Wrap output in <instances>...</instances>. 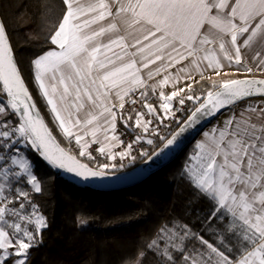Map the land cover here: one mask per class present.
<instances>
[{
  "label": "snow or ice",
  "instance_id": "obj_1",
  "mask_svg": "<svg viewBox=\"0 0 264 264\" xmlns=\"http://www.w3.org/2000/svg\"><path fill=\"white\" fill-rule=\"evenodd\" d=\"M62 6L46 40L50 47L37 52L31 66L79 158L59 146L37 110L0 21V264H29L30 249L43 243L48 227L32 199L42 182L28 153L82 182L103 183L125 159H166L221 110L264 95V79L218 83L202 68L206 62L219 77L222 60L242 65L241 49L264 36V0H62ZM258 57L264 70L259 52L252 59ZM185 61L210 81L206 93L194 94L191 83L187 91L165 93L166 85L193 79L179 67ZM155 77L161 78L149 84ZM157 89L159 111L148 102L149 90ZM126 103L146 111L126 113ZM144 142L151 155L140 147ZM95 143L107 162L89 151ZM177 171L192 192L189 208L200 201L207 207L196 209L191 222L174 217L156 227L146 243L156 264H264V106L248 105L203 131Z\"/></svg>",
  "mask_w": 264,
  "mask_h": 264
},
{
  "label": "trees",
  "instance_id": "obj_2",
  "mask_svg": "<svg viewBox=\"0 0 264 264\" xmlns=\"http://www.w3.org/2000/svg\"><path fill=\"white\" fill-rule=\"evenodd\" d=\"M63 10L62 0H0V13L25 81L57 139L79 158L74 142L69 143L52 124L31 66L34 55L50 47L46 40ZM196 81L194 94L206 93L210 81ZM195 141L141 184L117 191L94 189L54 170L37 153H28L42 182V192L33 193L32 199L48 223L43 243L30 249L29 264H156L146 249L156 227L174 217L191 222L196 209L207 207L200 201L189 208L192 192L177 171ZM147 151L150 155L153 149ZM145 158L139 157L134 166ZM141 252L145 253L142 258Z\"/></svg>",
  "mask_w": 264,
  "mask_h": 264
},
{
  "label": "crops",
  "instance_id": "obj_3",
  "mask_svg": "<svg viewBox=\"0 0 264 264\" xmlns=\"http://www.w3.org/2000/svg\"><path fill=\"white\" fill-rule=\"evenodd\" d=\"M257 52L261 54V57H264V36L258 35L256 38L253 39V41L250 42V44L247 47H243L241 49V55H242V65L237 66L233 64L232 66H228L226 61H221L224 64V67L222 69H218V71L221 72V75L219 77L214 75V71L211 68L207 67V63L204 62L202 64V68L204 69V76L205 77H211L213 80H228V79H235L239 77H244V76H252V75H257V76H264V70H260L257 68V62L259 60V57L257 60H253L252 58L256 56ZM245 66L252 68L251 72L245 71ZM179 67H183L185 69V73H191L193 79H181L176 82L175 85L169 84L164 87V91L166 94L171 93L172 91L177 90L178 88H186L187 84L191 83L193 84L194 81L200 78V74L195 71L194 68H192L187 61L182 62V64ZM173 75L176 74L177 69L173 68L172 70ZM226 73V74H225ZM161 77H155L154 80L148 81L149 84L155 83L156 80H159ZM37 83V82H36ZM38 86V84H37ZM39 87V86H38ZM151 92V90H149ZM46 99V98H45ZM251 105V106H264V98H251L247 99L244 101H241L229 109H227L224 113H222L219 117H217L209 126L206 130L210 129L212 126L216 125L218 122H223L228 116L232 115L233 112H235L237 115L246 108V106ZM46 109L49 112L50 115V120L52 124L54 125L55 129L64 137L62 134L61 130L58 128L54 117L50 111V107L46 105ZM81 116H83V113H81ZM253 119H256L255 113L252 114ZM119 126V121L117 123V127ZM202 137V134L197 138V140H200ZM65 138V137H64ZM99 138L102 139V134H99ZM67 139V138H66ZM196 140V141H197ZM73 148L79 152L78 147L75 144V141L73 140Z\"/></svg>",
  "mask_w": 264,
  "mask_h": 264
},
{
  "label": "water",
  "instance_id": "obj_4",
  "mask_svg": "<svg viewBox=\"0 0 264 264\" xmlns=\"http://www.w3.org/2000/svg\"><path fill=\"white\" fill-rule=\"evenodd\" d=\"M0 21H4L2 19L1 13H0ZM5 25V24H4ZM6 29V26H5ZM7 36L9 38V42L11 43L10 37L8 35L7 29H6ZM13 47V46H12ZM15 53V52H14ZM19 67V64H18ZM20 68V67H19ZM22 77L24 78L23 74ZM243 78H254V79H264V76H257V75H252V76H244V77H239L235 79H243ZM25 80V78H24ZM26 87L29 90V94L32 96L33 102L36 104L37 110L41 113V116L43 117L45 123L49 127L52 135L55 137L57 143L59 144L60 147H62L65 151L69 152L57 139L55 134L53 133L52 129L50 128L44 114L42 113L35 97L33 96L30 88L28 87L26 81H25ZM256 97H264V95H255L251 96L248 98H245L244 100L251 99V98H256ZM242 100V101H244ZM241 102V101H240ZM239 103V102H238ZM237 104V103H236ZM235 105V104H234ZM232 107V106H231ZM227 109L221 110L219 113L216 114V116L210 120L205 121L203 124H201L195 131L188 133L184 139L182 140L181 147L176 150V152L172 155L167 157L166 159H155L154 161H149L147 158H145L141 163L138 165H135L127 170L123 171H117L114 176L111 178L105 180L103 183H85L82 182L81 180L75 178L74 176L67 174L71 176L72 178L78 180L79 182L90 186L94 189L101 190V191H117V190H122L130 187L137 186L147 180L150 176L153 174L157 173L159 170L162 168L172 164L181 154L182 152L193 142L195 141L200 134L205 131L208 126L217 118L219 117L222 113H224ZM72 154L71 152H69ZM74 155V154H72ZM151 155V154H150ZM78 158V157H77ZM84 162V161H82ZM65 173V172H64Z\"/></svg>",
  "mask_w": 264,
  "mask_h": 264
},
{
  "label": "built area",
  "instance_id": "obj_5",
  "mask_svg": "<svg viewBox=\"0 0 264 264\" xmlns=\"http://www.w3.org/2000/svg\"><path fill=\"white\" fill-rule=\"evenodd\" d=\"M138 96H139V92H137L135 96L130 97V99H136ZM148 96H149V101H148V102L153 103V105L156 106V107H157V110L159 111V109H158V103H159V99H158V97H159V89H157L156 93L148 92ZM174 105H175V101H174ZM133 107H135L138 111H140V110H144V111H146V109H141L138 105H131V104H129V103H126V104H125V112L127 113V112H128L131 108H133ZM177 115H179V113H177ZM146 118H147V117H146ZM122 127H123L122 123L119 122V126L117 127L118 132L122 129ZM132 138H133V137L130 136L128 139L131 140ZM121 139H124V137H121ZM99 146H100V145H99L98 143L91 144V145H90V148H89V151H91V152L93 153V155L97 157V160H98L100 163L107 162V160H106L105 158L101 157V156L99 155V153L96 151V149H97ZM140 147H143V148L146 149V150H149V149L151 148L150 146H148V145L146 144V142L142 143V144L140 145ZM114 150H115V151H119V150H121V148L118 147V148H116V149H114ZM133 155H137V153L134 152ZM138 158H139V156L137 157V159H138ZM137 159H136L135 161H129L128 159H125L124 161H122V163L125 164V167H124V168L132 167V166L135 164V162L137 161ZM117 163L119 164V163H121V161L117 160ZM124 168H122V169H124ZM122 169H120L119 171H122Z\"/></svg>",
  "mask_w": 264,
  "mask_h": 264
},
{
  "label": "rangeland",
  "instance_id": "obj_6",
  "mask_svg": "<svg viewBox=\"0 0 264 264\" xmlns=\"http://www.w3.org/2000/svg\"><path fill=\"white\" fill-rule=\"evenodd\" d=\"M258 98H264V97H258ZM196 140H197V139H196ZM134 264H138V263L135 262Z\"/></svg>",
  "mask_w": 264,
  "mask_h": 264
},
{
  "label": "bare ground",
  "instance_id": "obj_7",
  "mask_svg": "<svg viewBox=\"0 0 264 264\" xmlns=\"http://www.w3.org/2000/svg\"><path fill=\"white\" fill-rule=\"evenodd\" d=\"M134 166V165H133Z\"/></svg>",
  "mask_w": 264,
  "mask_h": 264
}]
</instances>
